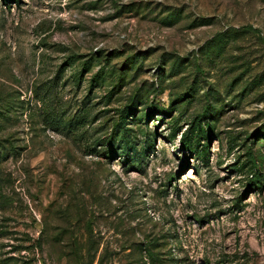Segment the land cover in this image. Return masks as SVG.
Returning a JSON list of instances; mask_svg holds the SVG:
<instances>
[{
	"label": "rangeland",
	"instance_id": "1",
	"mask_svg": "<svg viewBox=\"0 0 264 264\" xmlns=\"http://www.w3.org/2000/svg\"><path fill=\"white\" fill-rule=\"evenodd\" d=\"M0 264H264V0H0Z\"/></svg>",
	"mask_w": 264,
	"mask_h": 264
},
{
	"label": "trees",
	"instance_id": "2",
	"mask_svg": "<svg viewBox=\"0 0 264 264\" xmlns=\"http://www.w3.org/2000/svg\"><path fill=\"white\" fill-rule=\"evenodd\" d=\"M193 138H194V127H192L190 130H188L187 132L183 133L182 137H181V143H182V147L185 149V150H188V151H192L193 150V146H192V143H193ZM255 176H253L255 178V181L256 183H260L261 184V180H259V178H261L260 174L258 175V173H255L254 174ZM263 178V176H262ZM150 253V258L152 260H154V255L150 252V251H147V253Z\"/></svg>",
	"mask_w": 264,
	"mask_h": 264
}]
</instances>
